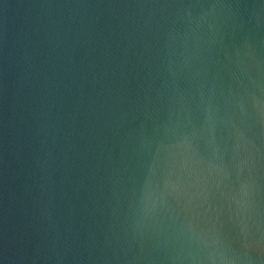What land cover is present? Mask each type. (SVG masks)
<instances>
[{
  "label": "water",
  "instance_id": "1",
  "mask_svg": "<svg viewBox=\"0 0 264 264\" xmlns=\"http://www.w3.org/2000/svg\"><path fill=\"white\" fill-rule=\"evenodd\" d=\"M0 264H264V0H0Z\"/></svg>",
  "mask_w": 264,
  "mask_h": 264
}]
</instances>
